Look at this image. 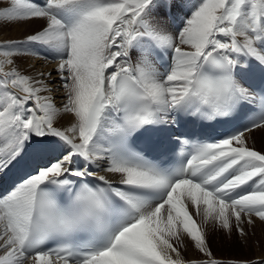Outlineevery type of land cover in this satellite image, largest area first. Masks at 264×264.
<instances>
[{
  "label": "snow or ice",
  "instance_id": "1",
  "mask_svg": "<svg viewBox=\"0 0 264 264\" xmlns=\"http://www.w3.org/2000/svg\"><path fill=\"white\" fill-rule=\"evenodd\" d=\"M32 21L0 39V264H264L210 243L264 225V0H0Z\"/></svg>",
  "mask_w": 264,
  "mask_h": 264
},
{
  "label": "bare ground",
  "instance_id": "2",
  "mask_svg": "<svg viewBox=\"0 0 264 264\" xmlns=\"http://www.w3.org/2000/svg\"><path fill=\"white\" fill-rule=\"evenodd\" d=\"M43 24V21H32L29 24H12L7 26L0 25V39H4L6 37H21V35H25L28 31H30L32 28H38ZM9 26V27H8ZM41 53H43V49H40ZM21 67H27L29 64H35L37 70H44L47 71L49 69L55 68V62L51 60H41L35 57H27L21 62ZM252 138L255 140L256 147L258 149L264 150V130H257L251 133ZM247 228V226H245ZM251 232V229H248ZM217 233V232H215ZM215 233L210 232V236H212ZM252 239L257 242H260L264 244V225H261V223L257 222L256 228H255V235H251ZM217 241L221 243V239L217 238ZM252 242L248 241L246 246H250ZM218 244V243H217ZM245 245V244H244ZM222 246V243H221ZM220 245H217V249L221 250ZM222 251V250H221ZM186 259H192L194 257H198L199 254L194 252V250L191 248V245H189L187 253H185ZM217 258L222 259H229L225 258L223 256H216ZM239 259H246V257H238ZM253 258H259L264 259V253H256ZM252 258V259H253Z\"/></svg>",
  "mask_w": 264,
  "mask_h": 264
},
{
  "label": "rangeland",
  "instance_id": "3",
  "mask_svg": "<svg viewBox=\"0 0 264 264\" xmlns=\"http://www.w3.org/2000/svg\"><path fill=\"white\" fill-rule=\"evenodd\" d=\"M31 30H34V28H32ZM38 59L44 60L42 58ZM257 222L260 223L259 221ZM217 238L221 239L222 246L221 243L217 241ZM248 241L252 242L250 246H246L240 243L235 233L233 234L231 240H229L226 234H224L223 232H217L210 236V243L215 256H223L225 258L246 257V259H252L256 253H264V244L257 242L256 239L253 240L251 234L248 237ZM217 245H220L221 248L223 247L221 249L222 251L217 249Z\"/></svg>",
  "mask_w": 264,
  "mask_h": 264
}]
</instances>
